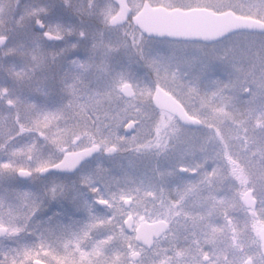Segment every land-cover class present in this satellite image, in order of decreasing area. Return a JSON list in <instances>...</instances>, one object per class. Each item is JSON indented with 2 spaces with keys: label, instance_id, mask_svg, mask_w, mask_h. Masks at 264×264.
<instances>
[{
  "label": "snow or ice",
  "instance_id": "obj_1",
  "mask_svg": "<svg viewBox=\"0 0 264 264\" xmlns=\"http://www.w3.org/2000/svg\"><path fill=\"white\" fill-rule=\"evenodd\" d=\"M0 264H264V0H0Z\"/></svg>",
  "mask_w": 264,
  "mask_h": 264
}]
</instances>
